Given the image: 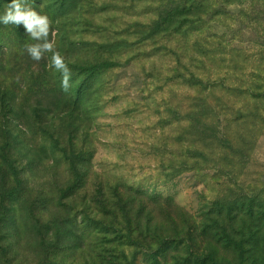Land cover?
Wrapping results in <instances>:
<instances>
[{
	"label": "rangeland",
	"instance_id": "rangeland-1",
	"mask_svg": "<svg viewBox=\"0 0 264 264\" xmlns=\"http://www.w3.org/2000/svg\"><path fill=\"white\" fill-rule=\"evenodd\" d=\"M202 1L28 0L67 92L0 24V264H186L185 239L264 264V0ZM215 32L219 68L196 67ZM202 70L221 80L212 117L179 107Z\"/></svg>",
	"mask_w": 264,
	"mask_h": 264
},
{
	"label": "trees",
	"instance_id": "trees-1",
	"mask_svg": "<svg viewBox=\"0 0 264 264\" xmlns=\"http://www.w3.org/2000/svg\"><path fill=\"white\" fill-rule=\"evenodd\" d=\"M202 1V0H201ZM204 1L203 0L200 4H197V6H204ZM208 7V6H207ZM196 23H187L185 24V31L184 33L188 32H197L198 31V26H195ZM202 36V35H200ZM199 36V37H200ZM219 38L220 34L218 33H213L205 37L207 40L206 45L202 44H196L197 38L193 42V47L196 48L197 52V58L195 62H197L196 67L200 66H210L213 69L217 70L219 67H216V63H209L211 53L210 51L214 48L215 45H213L211 42H209L210 38ZM212 48V49H211ZM220 53V54H219ZM218 54L221 55V52ZM214 55V53L212 52ZM200 57V58H199ZM209 65H208V64ZM202 73L200 72L195 76L193 75V89H190V92H192L190 95H188V92L184 89L181 90L182 95H180L179 102L180 105L179 107L181 109H188L190 110L189 112H192L191 110L197 113L201 112V117L203 116H208L212 117L213 111L215 108H219L221 106V80L220 79H210V77L214 78L212 73L207 72L202 70ZM207 78H206V77ZM210 76V77H209ZM191 105L192 108L188 105ZM203 112V113H202ZM194 116L193 119H189L188 122L192 124V120L194 121ZM77 192V191H76ZM75 191L71 193V197H76L77 193ZM188 239H185V241L182 242L183 245H187V261L186 264H236L233 261H223L221 263V257L218 255L217 251H209L208 253L205 254V256H200L198 252L201 250V246H197L196 249L190 245L189 242H187ZM194 239L190 238L189 241L193 242ZM189 243V244H188Z\"/></svg>",
	"mask_w": 264,
	"mask_h": 264
},
{
	"label": "clouds",
	"instance_id": "clouds-1",
	"mask_svg": "<svg viewBox=\"0 0 264 264\" xmlns=\"http://www.w3.org/2000/svg\"><path fill=\"white\" fill-rule=\"evenodd\" d=\"M0 24L22 25L27 36L35 43L25 44L24 50L34 61H40L45 53H51L50 66L61 73V87L67 92L70 88L71 70L64 57L56 50L54 41L49 39L52 33V21L47 15L37 12L28 0H11L5 11L0 15ZM54 35V33H52Z\"/></svg>",
	"mask_w": 264,
	"mask_h": 264
}]
</instances>
